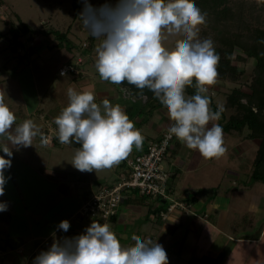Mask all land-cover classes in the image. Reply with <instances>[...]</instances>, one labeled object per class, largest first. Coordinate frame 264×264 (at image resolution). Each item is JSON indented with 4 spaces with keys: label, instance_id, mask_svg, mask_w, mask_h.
<instances>
[{
    "label": "clouds",
    "instance_id": "obj_1",
    "mask_svg": "<svg viewBox=\"0 0 264 264\" xmlns=\"http://www.w3.org/2000/svg\"><path fill=\"white\" fill-rule=\"evenodd\" d=\"M79 14L83 26L93 37L101 38L95 48V69L101 80L121 86H134L136 96L147 97L145 90L167 109L172 122L167 138L173 136L205 159L226 154L222 127L213 123L224 111H212L209 88L217 83L219 56L210 39H200V26L206 14L194 0H117L94 8L83 0ZM258 4L264 0H257ZM180 36L173 47L165 37ZM61 75H64L62 72ZM195 88L192 95L186 89ZM128 90L127 88H124ZM68 104L54 118L57 139L62 145L73 142L71 161L81 172L111 169L126 159L133 148L140 150L144 137L119 104L108 99L96 102L92 91L67 89ZM39 137L42 147L48 137L32 120L17 123V116L0 92V196L4 195L11 167L12 147L33 146ZM9 157V158H6ZM0 201V212L7 211ZM67 220L59 228L67 231ZM134 244L123 246L111 225L93 221L82 234L55 240L42 250L33 264H168L163 246L151 239L133 236Z\"/></svg>",
    "mask_w": 264,
    "mask_h": 264
},
{
    "label": "crops",
    "instance_id": "obj_2",
    "mask_svg": "<svg viewBox=\"0 0 264 264\" xmlns=\"http://www.w3.org/2000/svg\"><path fill=\"white\" fill-rule=\"evenodd\" d=\"M53 47L54 44L47 48L52 49ZM56 50L64 51L62 53L63 59L59 61V58L57 63L55 58L52 59L54 55L51 53L44 55V57H48V60H43L42 53L44 51L42 49L40 50L38 45L34 46L30 44L26 48L22 45H18L16 52H11L9 49L5 50L4 45L0 46V92L4 93L6 104L17 116V123L25 119H32L43 133L45 132L44 129L47 127V124L44 125V120H50L52 127L57 130L49 113L57 116L61 109L68 104L67 89L77 85L76 90L78 92L86 90V84L80 82L82 78H84L81 76V70L77 75L70 73L60 75L58 73V68L73 60L74 55L67 53V50L64 48H56ZM77 58L80 57H76V62L81 63V58L80 61H77ZM8 68L14 73H11ZM24 70L27 71L30 76L35 74L34 70L37 73L45 72L51 80L48 85L49 92L45 93L46 91L41 92L37 89L36 91H38V93L35 94L38 96L39 101H36V104L30 106L22 99L13 103V99L18 97L22 98L21 84L19 82L22 77L19 73H22ZM66 75L69 76V79L65 77ZM95 82L101 84V89L96 90L98 96L96 99L97 103H100L103 99H108L116 104L114 97L118 92L120 94L121 92L116 89L115 84L103 81L101 78L92 81L91 84L93 85ZM218 82L219 81L214 85V88L221 87V83L219 84ZM34 88L33 86L32 89ZM89 89L90 88H88V90ZM15 92H18L17 97ZM61 99H63V101H61ZM121 107L126 114L128 110H130L127 104H122ZM156 111L158 116L155 117V125L150 127L151 131L155 130V132L153 135H145L144 137H146V140L144 139L142 148L136 152L133 148L134 151L131 152L127 158L143 152L149 140L160 138L163 131L169 128L172 122L169 118L165 117L164 111L162 109L161 111ZM134 118L136 121L142 120L135 116ZM143 119L146 120L145 116ZM213 123H216V121ZM163 125H165V128L162 127ZM225 133L232 134L231 132L223 131V134ZM233 134L239 135L240 141L244 142V144L241 145L242 149L245 152L249 150L248 153L253 159L259 143L258 139H249L244 137L243 134H238L236 132H233ZM63 146L62 144L55 143L53 146L47 145L46 147H42L39 142V137L33 141V146L26 148L20 147L17 149L9 145L13 155L12 159L10 158L12 162L11 167L6 170L7 173L11 172L16 167L28 171V177L36 180L34 182L36 185L31 187H33L35 191L40 190L41 185L48 188V195L53 198L55 204L60 205L61 208H58L60 210L66 212V205L68 206L70 202L72 203L71 209L67 211V217L62 219L72 221V223H70V230L64 231V233L61 234H56L57 231H53L54 229L51 231H47L48 229H46L42 233L35 235L33 237L34 240L37 238L43 242H40L39 245L33 244L32 253L46 250L49 247L46 246V244H52L55 240L62 241L64 238H68L69 235V237L72 238L75 237L76 234H82L86 227L95 220L80 219L77 216L78 209L84 200L89 197L100 184H111L114 182L119 172L126 166L127 158L121 161L117 166L108 169L106 172L93 171L87 172L88 175L84 174L85 176L83 177L80 175V177H73L75 176V172H71L70 168L73 167L69 166L74 151L77 148L68 145V150L64 151L60 149ZM56 147H58L57 150H55ZM168 152H170V155L172 153V157L169 159L168 156L170 155H166L167 158L165 157L164 161H166V167L171 169V177L168 182L169 191L175 199L183 200L190 204V211L182 212L178 210L170 215V220L169 218L160 220L155 213L164 205L165 202L162 199L153 196H146L143 198L140 194L138 195L136 192L130 191L128 196L119 203L115 214L108 223L111 225L112 230L123 246L127 247L133 245L134 240L132 237L139 236L145 240L151 239L153 242L156 241L163 246L165 251L167 248L170 249L174 247V251H172L174 253V258H168V264L177 263V261H175V256L177 259L183 256L186 264H189V262L192 263L193 260H200V264H203L201 263L202 260H206V258L215 259L217 257L222 258L219 262L220 264H227L230 258L241 257L244 255L245 251H250L251 247L264 242V217L259 220L260 217L264 216V206L262 205L264 202V183L260 181H247L251 170V163L248 168L246 167L244 169V179L235 176H227L224 180L223 175H217L215 173H221V170H226L223 166L232 167L231 164L218 165L217 171H213L211 168V164L213 163L211 159H205L198 151L188 149L174 136L170 142L167 154ZM179 154L183 156L182 159L178 156ZM0 155L5 154L0 151ZM217 160H219V162L223 161L220 158ZM180 161L182 164L187 163L188 167H186V171L194 175L198 169L205 171L206 166L200 164H207L209 166L208 172L203 173H205V176L211 174L210 177L207 178L209 181L208 184H212L215 188H219L221 183L225 181L227 185H224V189L221 192H210L206 198L199 197L197 192L192 190L193 187H191V185L186 186L185 184L177 187L176 176L180 174ZM221 164L227 163L223 161ZM238 170L239 169H232L235 173H237ZM203 173L198 172V174ZM25 183H27V180L24 181L23 184ZM191 197H193L192 201L189 200ZM18 198L21 199V196ZM231 199L237 202L240 201L238 204H240L242 208L238 210L234 205L232 206L230 204ZM230 210L233 212L234 219H239L240 217L244 218L245 213L249 212L246 217H250L245 220L246 222H244L241 227L249 226L250 224L253 226L255 221L257 222L256 225H259L261 221L262 223L259 226L258 233L252 235L248 233V230L237 231V224L234 223V219H230ZM8 213L10 214V211ZM74 218L76 219L73 220ZM138 218L145 221L147 224L146 229L142 232L140 231L142 229V224L137 222V220H139ZM57 228H59V225ZM233 229L237 231V233H235ZM68 233L70 234L68 235ZM174 236H178V239L173 238ZM173 239L177 241H173ZM43 247H45V249ZM224 250H226L227 253L222 255L221 253Z\"/></svg>",
    "mask_w": 264,
    "mask_h": 264
},
{
    "label": "rangeland",
    "instance_id": "obj_3",
    "mask_svg": "<svg viewBox=\"0 0 264 264\" xmlns=\"http://www.w3.org/2000/svg\"><path fill=\"white\" fill-rule=\"evenodd\" d=\"M70 2H71L70 0H0V31L3 33L5 32L6 34V36H3L4 38L0 39V46L4 45V49L8 50L9 49L8 46L10 45L9 42L11 41L12 35L17 33L19 45H22L24 48H26L30 44L34 46L38 45V48L44 51L42 53L43 60H48V57H44V55L51 53L54 55L52 56V59L55 58L57 63L59 58H60L59 61L63 59L62 53L64 51L56 50L55 47H53L52 49L47 48L53 46V44L56 42L53 35L50 34V31L53 28L55 30L57 29L60 31L62 30L64 31L65 28L68 25H70V31L68 32L67 36L74 43L75 47L72 48L71 51L68 50L66 51L70 55H74L73 60L69 62L71 64H74L79 70H81L82 72L81 76L84 78L81 77L83 81L81 80L80 82L82 84H86L85 87L86 90L90 88L88 91H92L97 99L98 96L96 94L97 93L96 90L101 89L100 87L101 84L95 82L92 85L91 83L92 81H96L100 79V76L96 71L95 67L91 65V62L93 63L95 62L96 59L95 48L100 43L101 38L94 37V46L89 51V53L85 52L84 46L90 34L88 30L83 26L79 15L77 17H74V13L71 8ZM81 2H82V8H81L82 11L84 9V3L83 0H81ZM88 3H90L94 8H100L101 5H104L106 3L114 6L117 3V0H88ZM20 22L26 23L28 27L32 30L33 29L42 30L46 33H40V32L36 33L34 34L32 39H29L28 33L26 35L25 34L20 35V30L18 28H15L18 27V24ZM11 26H13V30L8 32L7 31L8 27ZM179 39H182V37L166 36L163 43L166 47H173L175 45V42ZM76 57L81 58L82 60L81 63L76 62ZM253 63H254L253 59L248 58L243 65L239 64V66L243 68L241 79L238 82L240 87L245 86L246 83L249 81V74L252 70ZM8 70L11 73H14L11 71L10 68H8ZM34 73L35 74L32 76H30V74L25 70L22 71V73H19V75L22 77L19 80L21 84L22 98L18 97L16 99H13V103L18 102L22 99L29 106L34 105L36 104V101H39L38 96L35 93H38V91L41 92L46 91L45 93L49 92L48 85L51 80L48 78V74L45 72L37 73L35 72V70ZM65 77L69 79V76L66 75ZM218 83L219 84L221 83V87L219 90L218 88H214V90L216 89L215 94L211 97L212 99H210V101L214 103L216 106L222 105L226 93L229 92L231 86L235 85L234 83L229 81H226L225 83L219 81ZM33 86L35 87L34 89H32ZM76 86L77 85L73 87L75 90L77 88ZM37 89L38 91H36ZM15 95L17 97L18 92H15ZM114 99L116 104H119L120 106L122 104H127L128 107H130V110H128L127 115L134 122L135 127L139 131H141L143 137L145 135H153V133L155 132V130L151 131L150 127L155 125L154 120L155 117L158 116V114H156L157 112L156 110L161 111L162 109L164 111L165 117L168 118L167 109L165 107L160 105L158 107L153 108V106H151L152 103L155 102L153 101L154 96L149 101L147 100L143 101L141 98L134 99L132 97H127L126 99H124L122 97V94L118 92L117 95H115ZM61 101H63V99H61ZM111 103L114 104L113 102ZM49 115L53 122L56 115L50 113ZM222 115H224V119H225L226 116L228 115V111L227 110L223 111L221 113V116ZM134 116L142 120L136 121ZM144 116L146 120L143 119ZM48 123H51L50 120H44V125ZM162 127L165 128V125H163ZM231 133L232 134H228V133L223 134L224 145L227 151L224 156L220 157V159H222L227 164H221L223 161L219 162L217 158H213L211 159V161L213 162L211 164V168L213 171H217L218 165L231 164L232 167L223 166V168L226 170L224 171L221 170V173L216 172L215 174L223 175L224 180L227 176H235V177H240V179H244L245 176L244 169L250 166L252 157H250V154L248 153L249 150L245 152L242 149L241 145H243L244 142L240 141V137H238L239 135H234L233 132ZM145 138L146 137H144V139ZM58 147H56L55 150H57ZM67 148L68 145H64L60 149L67 151L68 150ZM133 151L134 150H132L131 152ZM136 151L137 150L135 149V152ZM166 155L167 156L170 155V152H168V154ZM171 155L168 156L169 159L172 157ZM178 156L181 159L183 158V156L180 154ZM10 158L12 159V157ZM162 165L166 167V161H163ZM200 165L206 166L207 169L205 168V171H201L198 169L194 175L191 172L186 171L187 170L186 167H188V164L187 163L182 164V162L180 161L179 164L180 174L176 176V184L178 185L177 187H180L185 184L186 186L191 185V187H193L192 190L196 191L199 197L201 196V198L208 197L209 193L212 191L221 192L224 189V185H227V183L225 181L222 182L219 188H215L212 184L211 185L208 184L209 181L207 178H209L211 174L205 176L204 175L205 173L203 172H208L209 166L204 163ZM69 167H73V165L70 164ZM232 169H239V170L237 171V173H235L232 171ZM70 170L71 172H75V176L80 175L81 177H83L85 176L84 174L88 175L87 172H81L75 169L74 167L70 168ZM107 170H103L101 172H106ZM198 172H202L203 174H198ZM28 174H29L28 171H24L20 167L19 168L16 167L9 173L5 171V176L8 179L5 185L4 195L0 196V201L6 202L7 200L6 202L8 205L7 212L10 211V214L7 222H5L3 215L0 214V264H33L34 258L41 252V251H37L36 253H32L33 247L34 245H39L40 242H43L42 240H39L37 238L36 240H34L33 237L39 233H42L46 229H48L47 231H51L54 229L53 231H57L56 234L64 233V231L61 230L60 228H57V226L64 217L65 218L67 217L68 215L67 211L71 209L72 203L70 202L68 206L66 205V212L58 209L61 207L59 204L58 205L55 204L53 198L48 195V188L41 185V188L37 187L40 188V190L35 191V189L31 187L33 185H36L34 184L36 180H34L31 177H28L29 176ZM26 180L27 183L23 184L24 181ZM19 196H21V199L18 198ZM232 199L230 200V204L232 206L234 205V207L238 210L241 209L242 207L240 206V204H238L240 201L237 202V201H233L235 199L233 200ZM262 205L264 206V202ZM247 213L249 214V212ZM247 213H245L244 218L240 217L239 219H234L233 212L231 210L229 212L230 219L231 220L234 219L235 222L234 221L233 222L236 223L238 226L237 231L240 232V231L248 230L249 234L256 235L258 233L259 226L262 223L261 221L259 222V225H256L257 222L255 221V223H253V226L252 224H250L249 226L241 227V225H243L244 222H246L245 220L248 219V217H250V216L246 217ZM263 217L264 216L260 217L259 220H261ZM76 218H74L73 220H75ZM168 218L169 220L171 219L170 216ZM68 222L69 224L72 223V221H68ZM137 222H140L142 224V229L140 231L141 232L144 231L147 226L145 221L139 219L137 220ZM69 230L70 227L67 231ZM233 231L235 230L233 229ZM237 231H235V233H237ZM69 234L70 233H68V235ZM77 235L78 234H76V236ZM69 236L68 238H70ZM173 238L178 239V236H174ZM176 239H173V241ZM50 245L51 244H46V246H50ZM172 251H174V247H171L170 249L169 248L166 249L168 258L170 257L174 258V253ZM226 253H227L226 250H224L221 254L225 255ZM221 259L222 258L219 257L215 259L206 258V260H202L201 263L220 264L219 262ZM175 261H177L178 264H186L183 256L182 258H178V259L175 256ZM177 263H173V264H177ZM189 264H200V260H193V262L192 263L189 262ZM227 264H264V242L258 243V245L251 247L250 251L248 252L245 251L244 255L241 257L239 256V257L230 258Z\"/></svg>",
    "mask_w": 264,
    "mask_h": 264
},
{
    "label": "trees",
    "instance_id": "obj_4",
    "mask_svg": "<svg viewBox=\"0 0 264 264\" xmlns=\"http://www.w3.org/2000/svg\"><path fill=\"white\" fill-rule=\"evenodd\" d=\"M70 1L74 17H77L81 11L82 2L81 0ZM194 2L206 14V23L200 26L199 38H210L219 56L217 81L222 83L229 81L235 84L226 93L222 104L224 111H228V115L225 119L224 115L220 116L216 123L224 132H236L249 139H258L259 143L251 161L247 181L264 183V3L258 4L256 0H194ZM15 28L20 30V35L28 33L29 39H32L36 33H46L42 30H32L23 22ZM11 30L13 26L8 27L7 31ZM69 31L70 25L64 31L51 29L50 34L56 40L54 47L68 51L75 47L67 36ZM3 36H6L5 32L0 31V39L4 38ZM9 43V50L16 52L19 45L17 33L12 35ZM93 46L94 37L89 35L84 46L85 52L89 53ZM248 58L253 59V67L249 74V81L245 86L240 87L238 82L243 68L239 64L243 65ZM210 91H213V94ZM215 91L214 86L209 88L210 98ZM194 92V86L186 89V95L190 96ZM153 96L151 95L147 101ZM153 101H155L151 105L153 108L161 105L155 96ZM210 105L212 111L217 110L214 103L211 102ZM70 145L75 148L80 147L75 142ZM134 192L139 195L137 191ZM141 197L146 196L141 195ZM189 200L192 201L193 197ZM0 214L7 222L9 213L4 211Z\"/></svg>",
    "mask_w": 264,
    "mask_h": 264
},
{
    "label": "built area",
    "instance_id": "obj_5",
    "mask_svg": "<svg viewBox=\"0 0 264 264\" xmlns=\"http://www.w3.org/2000/svg\"><path fill=\"white\" fill-rule=\"evenodd\" d=\"M77 61H80V58H77ZM62 72L77 75L80 70L74 64L67 62L59 67L58 73L61 75ZM210 93L213 94V91ZM44 130L49 140L48 146H53L55 143L60 144L57 139V130L52 127L51 123H48ZM167 130L163 131L160 138L149 140L143 152L127 158L126 166L119 172L116 180L111 184H100L84 200L77 211V216L80 219L109 223L119 203L133 190L140 195L158 197L165 202L163 208L155 213L160 220H166L178 210L190 211V204L175 199L168 188L171 169L162 164L173 137L167 138Z\"/></svg>",
    "mask_w": 264,
    "mask_h": 264
},
{
    "label": "water",
    "instance_id": "obj_6",
    "mask_svg": "<svg viewBox=\"0 0 264 264\" xmlns=\"http://www.w3.org/2000/svg\"><path fill=\"white\" fill-rule=\"evenodd\" d=\"M91 65H93L95 67V64L93 62H91ZM116 88L121 92L122 97L126 98V97H132L134 99L136 98H141L143 101H146L151 95V92H148L147 90H145L147 97H138L136 96V89L134 88V86L128 85L127 82H125L124 84H122L121 86L116 85ZM124 88H127L128 90H125Z\"/></svg>",
    "mask_w": 264,
    "mask_h": 264
}]
</instances>
